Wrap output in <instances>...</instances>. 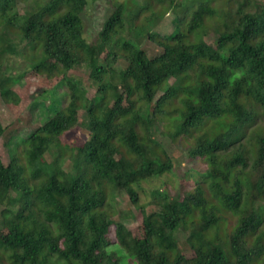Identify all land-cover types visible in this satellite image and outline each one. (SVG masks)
<instances>
[{"label": "trees", "instance_id": "16d2710c", "mask_svg": "<svg viewBox=\"0 0 264 264\" xmlns=\"http://www.w3.org/2000/svg\"><path fill=\"white\" fill-rule=\"evenodd\" d=\"M132 4L115 2L97 42L88 44L81 21L87 0H0V96L15 100L11 89L27 71L58 78L54 89L67 96L65 105L32 98L31 114L43 109L39 127L9 139L7 165L0 158V224L12 219L18 227L0 240V264H264V0ZM164 15H172L171 30L151 34L162 48L156 57L121 33L127 21ZM210 19L220 25L217 55L202 36ZM90 50L95 128L91 138L74 139L72 114L89 100L69 73L86 65ZM120 83L130 107L101 123ZM157 130L189 144L188 155L205 168L190 190L150 192L153 210L143 212L144 234L136 237L111 220L108 194L137 205L144 182L173 173Z\"/></svg>", "mask_w": 264, "mask_h": 264}, {"label": "rangeland", "instance_id": "374dc122", "mask_svg": "<svg viewBox=\"0 0 264 264\" xmlns=\"http://www.w3.org/2000/svg\"><path fill=\"white\" fill-rule=\"evenodd\" d=\"M127 2L128 5L134 7L132 0H87V6L82 12V31L83 37L88 44H94L97 42L98 33L101 29L104 20L112 13L113 5L115 2ZM140 5H143L145 0H136ZM216 6L224 5V0H214ZM156 9H160L154 5ZM25 8L27 10H33V2H26ZM190 8L186 10L189 12ZM147 12H142L140 18ZM158 16V15H157ZM153 17L147 23H131L125 22L121 28L122 35L135 47L143 50L149 58L156 57L162 53V48L155 44L151 40L152 33H166L171 30L172 15H164L163 17ZM138 18L137 20H139ZM220 25L213 19L207 21L204 30L202 32L203 40L206 44L210 45L214 54H218L222 45L218 42V32ZM93 50H90L89 57L86 65H81L72 69L69 73L71 78L80 80L81 83L87 88V98L89 104L84 105L81 103L79 107L72 114V120L76 125L74 132L70 133V137L78 138H91L93 130L95 128L92 124V116L89 114V109L92 104L93 96L96 92V87L89 79L88 68H93ZM108 51L103 50L99 55L100 60H104L107 57ZM16 61H20L21 56L14 57ZM53 61L49 60L48 64H52ZM58 78L46 79L44 76L35 77L33 72H26L22 80L11 89V93L15 95V100L8 102L5 96L9 95V92L2 93L0 96V122L4 126V133L0 138V158L2 162L7 165L10 162L12 153L8 145L9 139L18 134L21 138H25L28 134L32 133L39 127V113L41 114L43 109L37 107L31 114L28 106L32 98L39 99L49 105L52 101H58L65 105L67 102V96L64 90L54 89L55 82ZM128 88L125 84L120 83L117 87V91L111 100L108 111L103 116L101 123H104L108 119V113L113 110H126L130 107V103L127 99ZM255 122L259 119L255 118ZM261 125L263 120H259ZM255 125L248 126L251 128ZM159 130H157V136L160 138L164 145L166 153L171 158L174 167L172 174H166L162 177L152 179L148 182H144L142 191H140L139 203L133 205L129 198L124 194H108V203L106 208L113 215L111 220L113 222H123L136 237H142L144 232L142 230V216L143 212H150L153 207L149 205L151 201L150 192L158 187L165 186L170 193H181L183 190H190L194 183L199 178V173L204 171L205 165L199 158L194 155H188L190 151L189 144L185 142L166 140L160 136ZM46 159L52 160V155L47 154ZM18 232V227L11 219L4 224H0V240H6L13 237ZM180 245L184 250L185 255L188 258H192L194 253L187 249L184 243L183 236H180Z\"/></svg>", "mask_w": 264, "mask_h": 264}]
</instances>
